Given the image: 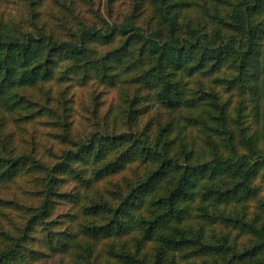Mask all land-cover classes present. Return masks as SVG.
Segmentation results:
<instances>
[{
    "label": "trees",
    "instance_id": "obj_1",
    "mask_svg": "<svg viewBox=\"0 0 264 264\" xmlns=\"http://www.w3.org/2000/svg\"><path fill=\"white\" fill-rule=\"evenodd\" d=\"M148 2L152 13L146 26L131 15L106 27H80L69 40H58L54 34L37 26L16 34L0 25V104L3 108L15 109L21 105L20 89L35 87L52 78L56 59L76 62L73 68H68L69 75L85 68L81 73L83 79L89 77V72L100 73L103 69V73L106 72L103 84L115 86L118 75L108 73L113 68L110 64H121L132 57L130 48L135 45L139 56L131 65L134 69L138 66L143 69L133 73L131 81L149 89L162 109L161 114H165L161 115L165 117L164 122L156 124L153 139L144 135L142 139L137 137L136 143L127 146L122 154V159L136 156L149 164L146 175L137 177L123 194L115 193L116 201L100 194L89 206H83L82 214L96 219L90 223L78 221L76 230L61 235L57 248L51 246L53 254H59V264L65 257L71 264H109L93 257V244L128 232L129 238L136 242L137 253L144 249L147 241L154 243V249L145 252L140 259L125 252L123 246L124 252L116 255V264H149L151 259L153 264H181L179 257L184 253L194 258L206 257L205 264H264V259L260 258L264 256V226L243 220L234 207L228 212L226 209L251 196L250 182L264 166V157L252 160L238 149L237 144L243 143L242 150L255 152L258 137L257 132H249V125L234 130L242 124L245 100L239 103L233 118L230 103L221 101L215 90L208 93L200 88H187L188 78L218 74L215 80L225 84L226 90L251 93L249 100L258 120L261 101L264 102V50L260 49L264 36V0H207L200 5L206 13L204 21L188 19L196 3L193 0ZM221 5L228 8L226 13ZM185 19L191 20L190 23H183ZM117 35H126L120 47L102 56L95 61L97 63L87 61L90 54H95L88 49V43L99 39L110 43ZM224 65L233 72L211 73ZM206 70L211 71L205 73ZM134 111L132 107L124 110L122 116L128 124L132 122ZM132 135L124 133L120 138L126 140ZM196 139L203 145L201 153L193 149ZM112 141L107 133L94 134L89 143H82L78 153L71 155L82 156L84 160L92 157L98 164ZM23 158L0 156V182L12 181L21 174L26 167ZM124 164L110 161L95 166L94 179L83 182L89 189L122 169ZM55 170L56 167L47 174L49 179L43 184L45 202L34 218L48 213V198L55 193ZM78 197V193L73 196ZM195 201L199 214L191 217L188 206ZM220 205L225 208L220 209ZM103 214L109 217H100ZM204 221L211 226L225 223L234 231L253 235L255 242L239 251L230 243L228 234L221 238L213 235L210 242L204 240ZM11 240L0 255V264H31L40 258L39 251L22 245V238Z\"/></svg>",
    "mask_w": 264,
    "mask_h": 264
},
{
    "label": "rangeland",
    "instance_id": "obj_2",
    "mask_svg": "<svg viewBox=\"0 0 264 264\" xmlns=\"http://www.w3.org/2000/svg\"><path fill=\"white\" fill-rule=\"evenodd\" d=\"M193 1L196 3L190 10L192 12L188 19L200 18L204 21L206 13L200 5H204L207 0ZM221 7L223 13L228 11L226 6ZM151 13L152 8L148 0H0V25H5L8 32L21 34L37 26L54 34L58 40L71 39V34L80 27H106L107 24L120 23L126 16L131 15L136 22L146 26ZM190 21L185 19L183 23L188 24ZM125 37L126 35H117L110 43H105L102 39L88 43V49L95 54H90L87 61L94 63L106 56L108 52L120 47ZM261 39L260 49L263 51L264 36ZM130 49L132 57L124 59L121 64H110L113 68L108 73L118 75L115 77V86L103 84L102 78L106 73H103V69L100 73L91 71L88 73L89 77L83 79L81 73L85 68L82 72L72 71L69 75L68 71L71 70L68 68H73L76 62L56 59L52 78L35 87H24L18 91L21 105L11 109L3 108L0 104V156L24 157L23 160L26 161V167L18 177L12 181L0 182V255L12 243V238H22L24 247H33L41 253L40 258L31 264H59V254H53L51 246L57 248L61 235L76 230L78 221L90 223L96 219L85 217L81 208L89 206L100 194L105 199L115 200V193L123 194L129 184H133L137 177L140 178L149 171V164L136 156L135 160L130 156L122 159L124 149L134 145L137 137L142 139L144 135L147 139H153L157 122L162 123L165 119L161 117L162 109L151 95L152 92L131 81L134 79L133 73H140L143 68L138 66L134 69L131 65L139 56V51L135 45ZM129 65L130 71H127ZM228 67L224 65L219 70H206L208 72L205 73H232ZM217 77L218 74H198L192 79H187L190 82L187 88H200L208 93L215 90L219 93L221 101L230 103L233 118L235 109L245 100L242 124L234 130L249 125V132H257L258 137L254 146L255 152L242 150L243 143L237 144L238 149H241V154L249 155L252 160H256L258 156L264 157V102L261 101L259 117L256 120L249 100L251 93H242L237 89L226 90L225 84L215 80ZM130 102H133L132 105L128 104ZM129 107L135 111L132 122L128 124L122 115ZM103 132L109 134L113 141L107 144L105 156L98 164H95L92 157L84 160L82 156L76 158L71 155L75 151L78 153V146L82 143H89L94 134ZM124 133H132V138H120ZM237 135L239 136V133ZM192 136L196 137L195 130L192 131ZM202 146L196 139L193 149L201 153ZM68 155H71V158H68ZM110 161H118L119 165L124 164V161L126 163L122 169L102 178L87 189L83 181L94 179L92 170L95 166L99 167ZM59 164L62 166L58 167ZM55 167V193L48 198V213L34 218L45 202L43 184L49 179V170ZM250 187L251 196L235 206L226 207L227 212L234 207L243 220L255 221L258 227L264 226V166L259 168L250 182ZM77 193L79 197L73 198ZM197 205V201L189 204L191 217H198ZM222 208L225 207L220 205V209ZM100 217L107 219L109 215L103 214ZM223 234H228L230 243L239 251L255 242L253 235L234 231L225 223L204 226V240L210 242L213 235L221 238ZM123 246L125 252L135 254V257L140 259L145 252H152L154 249V243L147 241L144 249L137 253L136 242L131 240L126 232L117 238L102 239L94 243L93 257H97L96 260L101 263L108 261L109 264H116V255L124 252ZM260 258L264 259V256L261 255ZM207 260L206 257L194 258L190 253L181 254L179 257L181 264H203ZM150 261L146 262L153 264L152 259ZM62 264L71 263L65 257Z\"/></svg>",
    "mask_w": 264,
    "mask_h": 264
}]
</instances>
